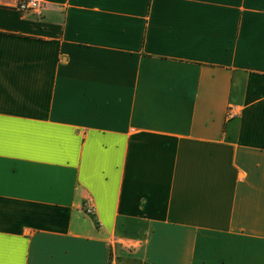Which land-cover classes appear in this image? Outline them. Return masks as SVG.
<instances>
[{
    "label": "crops",
    "instance_id": "obj_1",
    "mask_svg": "<svg viewBox=\"0 0 264 264\" xmlns=\"http://www.w3.org/2000/svg\"><path fill=\"white\" fill-rule=\"evenodd\" d=\"M39 1L0 0V264H264V0Z\"/></svg>",
    "mask_w": 264,
    "mask_h": 264
},
{
    "label": "built area",
    "instance_id": "obj_2",
    "mask_svg": "<svg viewBox=\"0 0 264 264\" xmlns=\"http://www.w3.org/2000/svg\"><path fill=\"white\" fill-rule=\"evenodd\" d=\"M4 1L7 2V6L15 8L22 13L39 11L42 6L41 1L39 0H4ZM227 114L231 115L232 113L229 110Z\"/></svg>",
    "mask_w": 264,
    "mask_h": 264
}]
</instances>
